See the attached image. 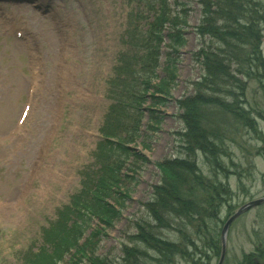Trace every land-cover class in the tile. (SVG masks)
I'll list each match as a JSON object with an SVG mask.
<instances>
[{
	"label": "rangeland",
	"instance_id": "374dc122",
	"mask_svg": "<svg viewBox=\"0 0 264 264\" xmlns=\"http://www.w3.org/2000/svg\"><path fill=\"white\" fill-rule=\"evenodd\" d=\"M9 1H0V6L8 4L15 15L25 14L29 30L34 32L31 35L38 42L43 85L30 119L21 130L15 129L33 75L23 40L16 38L13 30L6 32L0 23V77L11 85L8 91L0 89V264H37L32 257L39 248H54L44 232L60 220L62 213L73 211L74 199L82 198L86 187L95 183L103 170H99L102 163L119 174L117 183H110L112 187L103 197L120 215L111 225L100 222L87 209L97 199L91 202L88 196L81 199L85 204L76 230L81 232L79 243L88 241V254L104 261L100 264L124 263V246L145 247L131 239L135 222L152 221L146 204L155 199L156 188L165 178L163 166L176 161L186 164L181 168L184 172L198 167L196 189L192 183L188 190L198 200L203 196L208 201L215 198L218 218L206 216L202 229H198L197 215L190 216L191 207L186 205L185 215L177 216V220L166 217L172 218L173 226L160 231L154 228L156 236L177 245L178 254L166 253L164 258L151 250L153 257L138 264H219L221 258L222 264H243L247 256H258V264H264V202L236 216L223 236L227 220L244 203L264 196V77L256 75L252 80L255 76H243L251 62V30L235 31L244 39L225 29L218 31L216 37L198 36L201 3L167 0L171 9L182 12L180 21H184L178 30L185 43L176 44L180 46L175 47L179 49L175 52L177 59L168 66L176 77L170 84L164 80L170 72L166 71L168 46L164 43L160 66L147 69L149 78L141 90L138 72L142 55L139 61L135 59L140 53L139 39L136 35L135 42L129 36L136 26L145 28L153 19L158 0H48L46 14L30 4L40 0ZM259 4L264 8V0H222L220 11L237 9L238 16L234 18L246 19L258 16ZM54 19L59 20L56 26ZM221 19L224 21L225 17ZM258 27L262 35L259 49L264 58V24ZM56 29L57 34L52 37ZM66 34L69 41H63ZM204 51L210 56V73L218 97L233 93L228 99H224L226 95L220 99L233 103L237 94L238 101L244 102L238 106L244 115L241 109L237 111L238 107L234 111L204 107L211 117L208 125L219 130L218 137L211 135L208 140L209 150L221 149L217 155L219 166L208 161V153L210 161H215L210 151L197 148L195 154L188 156L187 143L183 141L184 133L188 131L189 136L191 131L182 117L181 102L189 97L196 99V83L202 82L206 90L210 79L207 66L203 65ZM119 55L127 71L119 69L116 73L114 66ZM260 58L258 53V62ZM246 62L247 68L240 70ZM217 70L221 74L215 82ZM223 76L227 78L222 79ZM119 78L128 79L130 91L124 101H113L107 93L114 84L119 86ZM149 111L155 114L154 120H150ZM249 115L254 121L252 126L247 121ZM24 138L23 152L11 160L9 151ZM126 140V146L119 149L118 144ZM33 159H41V166H32ZM29 176H34L30 184L26 183ZM189 180L192 182V178ZM232 206L235 208L230 213ZM96 226L101 230L95 232ZM216 243L218 254L212 247ZM71 256L65 255L59 264H91L82 253Z\"/></svg>",
	"mask_w": 264,
	"mask_h": 264
},
{
	"label": "trees",
	"instance_id": "16d2710c",
	"mask_svg": "<svg viewBox=\"0 0 264 264\" xmlns=\"http://www.w3.org/2000/svg\"><path fill=\"white\" fill-rule=\"evenodd\" d=\"M159 4L158 7L154 5V18L152 21L148 22V27H143V25L136 26L135 29H132V32L129 36V40L133 39L136 42V35L138 36L139 43L138 48L140 49V53L135 56V59L139 61V55H142V62H140V70L138 72L141 90L147 83V79L149 78L148 74L146 73L147 69L150 67L160 66V56H161V46L165 45L168 46V50L165 52L166 55V75H164V80L167 81L169 84L171 80L175 79V74L173 71L169 69L168 66L175 63L177 59V55L175 52H178L179 49L175 47L178 43L179 45H183L185 43L183 37V33H181L178 27H181V23L184 21H180V17L183 15L182 12H176L169 7L168 1L158 0ZM201 3V22L197 25V32L201 37H216V33L218 31H222L225 29L227 32L233 33V35L240 38L235 31H239L242 28L251 30L253 37L249 38L248 43H251V62L250 67L247 71H244L243 76L245 78H254L253 76L258 75L257 77H264V58L261 53L260 47V38L262 35L258 33V24H264V8H261L259 4V10L256 11V17H246V19H238L234 18L238 16L237 9H233V11L229 12H222V0H198ZM183 5V4H182ZM264 7V4H262ZM186 8V7H185ZM188 10V8H186ZM142 14L136 15L137 17L141 16ZM221 17H225L223 21ZM239 22H242L243 25H240ZM239 23V24H238ZM239 27H241L239 29ZM263 31V29H262ZM127 37V36H126ZM245 38V37H244ZM240 38V39H244ZM168 42H165V41ZM160 47V48H159ZM219 47H216L218 49ZM202 49H205L202 46ZM203 50L200 51L202 53ZM246 51V50H245ZM206 52L204 51L203 54ZM209 53V52H208ZM246 53V52H245ZM258 53L260 54L261 58L260 61H257ZM240 55V54H239ZM235 54V56H239ZM201 57V56H200ZM199 57V60L201 59ZM205 63L203 65L207 66L206 70L208 75H210V79L208 81V86L205 90L202 82H197V94L198 97L194 98H187L186 100L182 101L181 104L184 107V111L182 110L181 114L184 118L185 122L187 123L188 128L190 129V135L188 136L184 133L183 141L187 143V147L185 148L189 155H193L196 153V149L200 148L204 151H210L214 157V162L212 163L209 159V153L207 154L208 161L211 165L219 166V159L217 155H219L221 149L219 148H212L209 150L208 148V140L212 135L215 139L219 135V130L214 128V126L208 125V120L210 121L211 117L208 115L205 108L211 107H218L220 110H228L234 111L236 107L243 105L242 101H238V95L235 94L234 96L237 98L236 101L233 103H229L227 100L229 95L233 96V93H221L222 96L226 95L224 99H220L218 97L217 87L212 80V75L210 73V56L206 53ZM247 61V60H246ZM203 63V62H202ZM151 64V66H150ZM247 68V62L243 63V69ZM124 69L127 71V66L124 64L122 57L119 55L118 63L116 65V71H120ZM220 71H216V76L220 75ZM129 78V77H128ZM227 78L223 76L222 79ZM128 79L119 78L117 82H120L119 86H114L110 90V97L115 101V99L119 101H124L130 91V88L127 84ZM220 76L215 80L219 81ZM163 83H165L163 81ZM166 84V83H165ZM221 86L223 84L220 83ZM137 91V90H136ZM140 92V91H137ZM161 93H163L161 91ZM146 99V95L144 100ZM205 107V108H204ZM241 108L238 107L239 111ZM145 113V109H143ZM241 115H244V111L241 109ZM222 112V111H219ZM238 113V112H237ZM236 113V114H237ZM250 113V112H249ZM150 120H154V113L149 111ZM251 115V113H250ZM247 118L248 124L250 126L253 125L254 121L251 116ZM244 117V116H243ZM255 119V117L253 116ZM219 122L217 121V124ZM208 125V126H207ZM220 126V125H219ZM255 132L258 133L255 129ZM119 134V133H118ZM117 135V134H116ZM126 141L124 144H118V148H123L128 143ZM108 144H111L112 141H107ZM119 143H121L119 141ZM262 149V148H261ZM104 146L102 147V153L105 154ZM101 154V149H100ZM107 163H102L100 167V171L103 168L101 174L99 173L98 177L96 178L95 183H92L84 190V196L82 198H75L74 203L71 206L73 211L70 214L62 213L60 216V220L51 224L49 228L46 229L44 232V237L48 238L49 241L53 244L54 248H47L44 245L39 248V252H36L32 257L37 261V264H59V262L64 258L65 255L70 254L71 258L73 256L78 255L79 253L84 254V258L90 260L91 264H100V262H104L103 260L97 259L95 254L91 256L88 254L86 244L88 241H85L83 244L79 243V238L81 232L76 230L78 229V220L79 214L81 213L82 207L85 204L81 202V199L84 200L88 196L90 197L91 202H94V198L97 199V203L94 206H87V209L90 210L93 216L99 218L100 222H106L108 225H111L116 219L118 215H120V211L110 204L104 196L106 190L112 187L110 183H117L119 178L117 177L119 174H115L111 168L106 169L108 167ZM186 164L182 162H168L163 166L165 172V178L160 186L156 188V197L154 200L149 201L146 206L148 211L150 212V217H152V221L149 222L150 219H146L143 221H136L135 228L136 231L133 235H131V239L138 241L139 243L143 244L145 247L140 245H126L123 248L124 260L123 262L126 264H138L141 263L146 259V257H153L151 250L159 254H162L165 258V254L168 253L170 255L178 254L179 249H176L177 245H173V243L169 242L166 238L160 237L159 234L155 235V230L160 231V229L173 226L172 218L168 219L167 216L173 217L177 220V216L185 215V206L189 205L191 208L189 210V215L193 216V214L197 215V219L199 220V224L196 225L198 229H202L204 225V219L206 216L211 217L213 216L216 220L218 218V213L216 209V199L214 198L213 201L207 200L206 196L203 197H194L191 190H188L189 185L192 183L196 189V183L198 182L200 176L197 174L198 167L195 170V167H191L187 171H182L181 168L184 167ZM220 169V168H219ZM111 172V173H110ZM192 178V182L189 180ZM215 182V181H212ZM156 187V186H155ZM94 189V190H93ZM186 189V191H185ZM191 189V188H189ZM227 187L223 188V193H225L227 198ZM91 192L94 196H92ZM186 192V193H185ZM228 200V199H226ZM81 204V205H80ZM213 204V205H212ZM230 213L235 207H230ZM88 212V211H87ZM107 216H111L108 218ZM192 220V219H191ZM101 229L99 226H96V230L100 231ZM200 231V230H198ZM99 233V232H98ZM89 243V242H88ZM216 254L219 253L218 244L216 243L212 246ZM74 248V251L71 249ZM151 248V249H150ZM159 257V256H158ZM157 257V258H158ZM70 258V259H71ZM160 260V259H159ZM122 263V264H124ZM115 264V263H113ZM241 264V263H240ZM243 264H257L253 261L251 256H247L245 258V263Z\"/></svg>",
	"mask_w": 264,
	"mask_h": 264
},
{
	"label": "water",
	"instance_id": "95a60500",
	"mask_svg": "<svg viewBox=\"0 0 264 264\" xmlns=\"http://www.w3.org/2000/svg\"><path fill=\"white\" fill-rule=\"evenodd\" d=\"M263 201H264V197H260V198H256V199L250 200V201L246 202L245 204H243L240 207V209L227 220L225 228H224L223 236L226 233V230H227L229 224L235 219L236 216H238L240 213H242L246 208H248V207H250L252 205L259 204V203H261ZM222 261H223V258L220 259L219 264H222Z\"/></svg>",
	"mask_w": 264,
	"mask_h": 264
},
{
	"label": "bare ground",
	"instance_id": "6f19581e",
	"mask_svg": "<svg viewBox=\"0 0 264 264\" xmlns=\"http://www.w3.org/2000/svg\"><path fill=\"white\" fill-rule=\"evenodd\" d=\"M51 32V31H50ZM53 35H55V31H54V34H52V37H53ZM262 203V202H261Z\"/></svg>",
	"mask_w": 264,
	"mask_h": 264
}]
</instances>
